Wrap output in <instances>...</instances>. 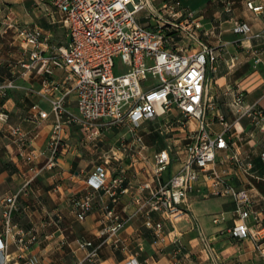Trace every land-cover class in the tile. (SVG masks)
<instances>
[{
    "label": "built area",
    "instance_id": "obj_1",
    "mask_svg": "<svg viewBox=\"0 0 264 264\" xmlns=\"http://www.w3.org/2000/svg\"><path fill=\"white\" fill-rule=\"evenodd\" d=\"M159 1L35 0L36 10L63 29L65 43L54 41L38 27L6 19L0 35L13 32L26 57L20 62L23 71L12 68V75L27 77L37 70L42 76V89L29 88L26 94L49 99L54 126L46 151H39L36 148L38 133L32 134L12 124L3 103L12 91L19 89L16 79L0 84V130H7L8 137L18 146L19 156L30 166L23 175V187L5 199L0 264H37L31 256L25 257L23 262L9 259L12 244L26 251L37 241L36 235H29L14 225L13 215L21 210L20 196L46 171L58 167L65 147L64 131L70 126L81 127L85 144L96 149L105 143L106 132L125 131L107 152H102V163L86 178L85 194L70 199L71 213L80 223L88 219L100 197L110 200V204L104 202L103 205L102 245L121 248L122 232L138 218L143 219L144 227L156 240L164 243L171 234L165 223L173 226L189 212L190 193L205 182L209 194L235 203L236 224L231 236L252 237L264 257L259 233H253L249 226L251 219L257 227L264 221L255 210L256 200L248 189H237L230 183L227 170L217 169L224 161L219 158L221 152L228 153V160L240 171L249 173L254 165L233 152L234 143L228 137L232 127L224 116L219 117L224 129L220 134L214 132L207 120L214 100L207 66L210 63L213 72H218L228 44L221 41V34L218 35L219 47L201 40L196 34L197 13L184 7L181 0L161 1L158 5ZM247 7L256 14L264 11V5L255 6L252 2ZM142 13L149 23L141 22ZM231 31L264 42V31L254 32L248 23L237 22ZM235 60L231 59L230 70L235 67ZM255 62L258 64L261 59ZM56 70L65 72L62 81L53 80ZM227 92L232 96L230 108L239 117L238 121L252 115L254 110L245 107L242 91L231 88ZM72 96L77 113L70 111ZM32 111L30 119L35 122L47 120L51 115L37 104ZM257 114L256 124L264 132V113ZM146 123L152 124L167 140L153 161L146 155L149 152L143 135ZM46 153L49 154L46 163L37 165L36 161ZM260 157L264 162V152ZM127 159L132 166L145 164L137 173L145 178L137 185L127 184L121 167ZM129 192L133 198L123 217L116 205ZM153 214H159L163 221L155 222ZM56 217L60 222L63 220L60 213ZM173 244L175 255L184 254L180 241L175 240ZM78 245L87 251V256L76 264L100 263L99 248L92 241L80 240ZM138 255L133 254L125 264H140Z\"/></svg>",
    "mask_w": 264,
    "mask_h": 264
},
{
    "label": "crops",
    "instance_id": "obj_2",
    "mask_svg": "<svg viewBox=\"0 0 264 264\" xmlns=\"http://www.w3.org/2000/svg\"><path fill=\"white\" fill-rule=\"evenodd\" d=\"M0 0V32L4 28L6 19L10 18L19 25L38 27L46 35L53 37L58 43H65V33L58 25H53L43 13L36 10L35 0ZM172 2L173 0H160ZM184 7L197 13L198 27L196 34L201 40L211 46L219 47L221 41L228 44L227 54L218 67L215 93H212L213 107L207 120L211 123L216 134L223 132L219 117L224 116L230 124L229 139L234 143L236 151L243 158L253 163L251 172L236 169L228 160L229 154L219 153L224 160L217 166L219 171H228L230 183L237 189H248L257 202L255 210L264 218V162L260 154L264 152V132L256 124L257 112L264 113V42L248 38L231 31L237 22L248 23L254 32L264 31V11L256 14L249 10L247 4L264 5V0H181ZM142 23H149L145 13L140 15ZM214 32V34H212ZM58 36L60 38L58 39ZM24 51L16 40L14 33L0 35V84L7 79L15 78L19 86L12 91L8 99L4 100L6 111L10 114V122L20 125L25 131L38 133L36 148L46 151L51 136L54 117L52 106L48 98L38 95H27L29 88L39 91L43 87V78L37 70L30 72L27 77H13L12 68L22 72L21 61L25 59ZM235 60V67L229 69L231 59ZM261 62L256 64V59ZM65 77L63 70H56L54 81H62ZM235 88L242 91L247 109H253L252 115L236 116L231 108L232 96L227 95L228 89ZM213 90V87H212ZM222 100V103H220ZM39 105L50 118L35 122L30 119L32 107ZM70 111L77 113L75 98L69 101ZM209 110V111H210ZM208 111V112H209ZM231 121V122H230ZM116 140L125 131H114ZM112 133L106 132V139ZM145 141L150 145L146 154L153 161L154 156L162 150L167 140L161 137L152 124L146 123L143 129ZM84 133L79 126L66 127L64 131L65 147L59 156V165L53 171H46L19 198L20 211L13 215V223L26 233L37 236L26 251L18 250L15 244L10 246V257L13 261L23 262L25 257H34L37 264H76L86 258L87 251L79 248V241H92L99 248V264H125L133 255L139 254L140 264H264V257L256 248L252 237L238 239L231 236L236 224L235 203L228 198L216 197L209 194L202 182L189 195L190 210L180 217L172 226L165 223L170 236L164 243L156 240L152 233L143 225V219H133L121 234L123 244L115 249L112 245H102L105 228L103 222L104 202L110 204L107 197H100L88 219L80 223L71 213L70 199L85 194L86 178L95 166L91 167L84 160V153L79 150L80 141ZM106 142V141H105ZM85 143V142H84ZM110 143V142H109ZM108 143V144H109ZM112 144V143H110ZM0 235L4 232L6 208L5 199L19 192L23 187V175L29 170L19 156L18 146L7 135V130H0ZM49 158L46 153L36 162L43 165ZM145 166L143 162L132 166L130 160H125L121 167L125 171L127 184L137 185L145 176L137 173ZM176 166L173 167L175 170ZM204 181V180H203ZM132 192L124 195L116 209L126 216L125 208L132 202ZM63 215L60 222L56 214ZM155 222L163 221L159 214H153ZM218 220L216 223L215 221ZM253 233H259L258 239L264 248V221L257 227L254 221H249ZM28 235V236H29ZM178 240L184 246L185 252L175 255L173 242ZM126 248V249H125Z\"/></svg>",
    "mask_w": 264,
    "mask_h": 264
},
{
    "label": "rangeland",
    "instance_id": "obj_3",
    "mask_svg": "<svg viewBox=\"0 0 264 264\" xmlns=\"http://www.w3.org/2000/svg\"><path fill=\"white\" fill-rule=\"evenodd\" d=\"M28 2L32 3L31 0H28ZM59 38H60V36H58V39ZM207 77H208L209 81H212V84H213L212 93H215L216 85L214 84V81L217 79V74H215L213 72L210 63L207 66ZM220 103H222V100H220ZM211 112H212L211 110L208 112V118L211 115ZM114 131L116 132L118 130L117 129H112V130L108 131V132H110L112 134L109 135L108 139H106V142L100 144L99 148H97V149L92 147V146L86 145L84 143V138L80 141L79 150L84 153V160H86L87 163L90 165L87 170H90L91 167H93V166L97 167L100 163H102V160L100 159L102 152H107L111 148V146H113L116 143L117 140L115 138H117L116 137L117 134L114 133ZM109 142L112 143V144H110ZM145 142H146V144L150 145L148 140H146ZM115 166L116 165L114 164L113 167L115 168Z\"/></svg>",
    "mask_w": 264,
    "mask_h": 264
}]
</instances>
